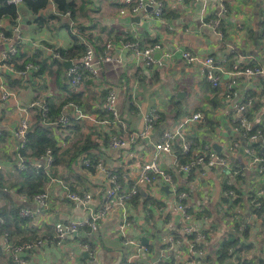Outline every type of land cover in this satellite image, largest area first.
I'll return each instance as SVG.
<instances>
[{
    "label": "crops",
    "instance_id": "1",
    "mask_svg": "<svg viewBox=\"0 0 264 264\" xmlns=\"http://www.w3.org/2000/svg\"><path fill=\"white\" fill-rule=\"evenodd\" d=\"M90 1L93 5H88L86 9L87 12L89 11L88 15L92 22L88 20L89 17L86 19L81 17L78 21L88 28L89 34L99 38L95 47L100 75L98 80L86 82L82 91L75 92L81 94L82 105L79 108L86 117L84 121H87L85 119L95 120L101 116L99 108L103 105L101 106L99 101L101 91L105 88L114 89L117 92L118 108H120L121 115L130 131L141 130L139 128L143 127L144 116L151 108L157 109L162 114H170L173 105H178L180 102L179 105L187 113L198 108L208 111V113L213 110V115H207L215 117L218 122L214 132L209 136L200 133V138L209 141L207 145L211 148L212 144H216L221 155L229 156L232 164H238L243 168L247 163V158L242 151L243 146H239L233 155H229L227 152V147L231 143V135L235 132L229 121L228 112H231V109L237 107L249 95L253 102L247 108L250 119L247 120L249 129L255 127L264 129V78L258 76L237 77L230 99L224 100L225 102H222V105L214 110L213 105L217 101L213 97L211 86L204 80L202 68L187 64L178 53L186 50L200 57L211 56L218 63L220 71H217V74L221 85L228 78L230 62L233 64L246 63L264 70V0H224L229 8V13L221 20L224 32V37L221 40H218L210 30L202 25V6L193 0H184L179 4H174L175 1L170 0L171 3L166 6L171 11L179 13V16L172 20H166L167 26H160L157 22L150 20L140 21L139 24L132 22L133 17L130 16L128 9L114 0ZM53 9L51 7V10ZM18 11L16 26L18 25L20 29L21 43L28 51L33 53L39 49L45 56H48L47 49L50 48L48 46L55 49L69 48L71 41L66 30H56V24L51 26L53 27L51 32L47 28L36 30L32 15L24 9L22 4L18 6ZM9 24L7 18L0 21V26L4 29H9L11 27ZM183 29L188 31L185 32ZM126 32L131 34L133 39L136 38L139 41L144 40L145 37L157 39L168 52H175L174 56L167 62L162 61L160 66L152 69L142 67L132 59L129 52H123L120 61L115 59L112 62H103L100 52L111 40L108 36ZM8 46L7 43L0 41V54ZM2 74L5 73L0 71V77ZM42 80L45 81V88L42 87ZM128 81L129 83H127ZM36 82L38 85L36 92L32 91L31 86L23 89L14 88L12 91L16 93V99L0 104V133L2 135L0 137V162L10 160L11 157L13 159L12 154L16 150V144L12 139V131L21 117L20 108L27 107L33 100L43 101L47 97L64 98L66 96L61 91L55 77L50 78L43 74ZM221 85L216 90L217 98L223 95ZM134 93L139 100L133 99ZM178 95L180 97H177ZM36 97L38 99H34ZM130 102L134 107L132 110L128 109ZM139 115L142 116V122ZM167 116V121L161 129H153L150 138L138 141L133 150L122 160L118 159L119 156L113 150L107 149L106 155L103 157L106 166H126L124 168L128 172L126 178L132 179L139 164L149 161L155 153L153 145L158 142L159 130H168L179 122L171 120L170 115ZM190 131L192 133L191 128ZM69 140H73V134ZM61 142L66 146V143ZM261 146L264 150V140L261 141ZM161 165L165 170H172L171 157H162ZM176 176L180 178L179 175L176 174ZM87 180V185L78 190L91 193L95 199L94 206H98L105 198L109 187L108 183L99 171L94 176H87ZM189 180L185 181L184 185L190 191L193 205H199L210 213L209 219L195 218L194 226L198 229L208 228L213 225L212 218L219 220L218 212L221 211L222 214L232 213L236 223L240 225L241 229L246 230L245 235L240 238L234 248L235 250H231L232 256L228 258V261L231 262L224 261L219 264H264V218L261 219L254 213L250 207V201H248L250 191L261 190L264 192V173L257 172L256 169L248 170L245 181L243 183L236 182V187L241 191L239 203L236 205H231V203L228 206L222 202L221 197L223 178L210 173L208 180H196L195 176ZM49 192L51 199L47 215L28 222V226L38 230L41 236H47V232L52 234V226L56 221L78 220L87 216L86 211L73 209L71 203L65 199L64 189L59 183L50 184ZM261 198L264 211V194ZM17 202L30 210H34L36 206L32 200H24L23 197L17 198ZM2 204L3 202L0 203V205ZM130 211L136 221V227L145 231L147 244L153 246V250L148 255L141 257L139 264H154L160 256L161 244L159 241L164 228H146L142 213L137 205L132 206ZM116 222L117 216L114 215L101 223L95 234L89 235L88 232L82 230L77 236L68 239L63 244L44 245L40 249L26 252L23 254L25 264H91L82 249V245L86 242H90L96 249L97 258L102 264H120L123 255L120 241L116 235ZM218 223L220 228L216 229L213 225L215 232L209 236L208 242L205 243L206 253L211 264L214 261L212 259L217 255L219 245L227 238V233L232 231L235 224L231 219L218 221Z\"/></svg>",
    "mask_w": 264,
    "mask_h": 264
},
{
    "label": "built area",
    "instance_id": "2",
    "mask_svg": "<svg viewBox=\"0 0 264 264\" xmlns=\"http://www.w3.org/2000/svg\"><path fill=\"white\" fill-rule=\"evenodd\" d=\"M119 5L128 9L131 17L139 16L140 21H154L160 26H167L162 19L163 12L170 0H114ZM174 4H179L184 0H173ZM195 3H200L201 22L208 30H210L218 40L223 39L224 32L221 27V20L229 13V8L224 0H193ZM9 5L18 7L22 4L21 0H6ZM151 11H147V8ZM264 12V5H263ZM69 16V14H67ZM0 28H2L0 26ZM264 28V27H263ZM181 29V28H180ZM169 30H172L169 28ZM187 32V29H183ZM78 35L80 43L84 50L79 60H66L71 62V66L66 70V77L71 91L80 92L84 89V85L88 80H98L100 69L96 59V51L94 47L86 40L79 36L78 30H74ZM0 41L7 43L9 46L0 54V71L2 73L11 74L26 80L38 68L33 64H26L20 70L13 66V57L17 55V43H21V35L19 26L12 28V36L5 37L0 33ZM48 55L52 59H60L59 53L55 49L48 48ZM115 52V53H114ZM123 52H129L132 59L144 68H154L160 66L161 62L170 60L174 53L168 52L162 43H156L151 46L142 47L140 41L136 38L133 41L125 42L123 40L108 41L105 44L103 54L101 55L103 62H112L121 59ZM113 53V55H112ZM115 54V57H114ZM160 55V59L156 60L154 56ZM180 58L189 65L199 66L202 68L204 80L211 86L212 89L220 87V79L217 71H220L218 63L211 56L200 57L192 54L189 51H179ZM230 69V68H229ZM241 76H258L264 78V70L259 67L249 68L246 63H234L228 72L227 80L221 85L223 95L226 100L230 99L231 93L235 88L236 78ZM16 99V93L10 90L3 77H0V104L7 103ZM251 100L244 104H239L231 112H228L231 123L237 122L240 127L242 139H247V146H243L242 151L247 158L246 165L242 168L238 164H232L229 156H223L217 153L209 145H205L195 151V157L190 163L179 164L173 153L172 140L180 139L182 153H188L192 148V133L191 125L202 120L200 113H195L185 117L170 129L163 131L158 142L154 143L153 148L155 153L152 158L141 163L138 166L137 172L132 179H129L131 185L121 183L114 173L103 166H98V171L104 176L108 183V191L105 194L103 202L98 206H94V196L89 192H69L66 186L57 179L50 177L49 184L44 192L33 197L32 201L36 204L34 210H30L22 206L20 216L24 219L33 220L34 218H43L50 210V192L49 186L53 183H59L64 189L65 198L71 203L73 209L84 210L87 216L78 220L56 221L53 223V237L43 238L33 243L24 244L21 247L13 248L5 234L2 237V250L6 254H11L14 262L17 264H25L22 252H32L42 248L44 245L63 244L68 239L77 236L80 231L87 230L89 235L95 234L101 223L105 222L114 215L117 216L116 235L121 245V253L124 257L120 264H139L142 256L149 254L148 244H142V239L145 238V231L137 228L136 221L131 214V207L137 205L142 213L143 223L146 228H164L163 235L160 237V256L154 264H206L205 258L208 256L206 250L200 247L206 243L207 237L201 229L193 225L195 217L190 214V210L196 212L199 205L194 206L190 191L185 187V181L192 176L196 180H208L209 174L213 173L223 178L227 176V185L236 187L235 177L240 174L241 177L247 175L248 170L258 169V172L264 173L263 159L252 149L249 144L262 140L263 135L257 131L253 135H247L249 129L247 119L242 115ZM42 108L40 101H32L25 108H20L21 117L17 126L12 131V139L15 143L22 146V142L26 136L28 128L31 124L30 110L33 108ZM104 108L106 116L111 121H105L102 124H112L117 132L121 134L112 135L108 141V147L111 150H124L131 145L136 144L140 140L149 139L152 132L154 122L158 119V110L151 108L144 116L143 128L139 131L128 130L124 118L120 115L118 109L117 92L114 89H109L104 98ZM73 112L77 119L86 118L81 109L73 103H68L63 108L60 118L51 123L52 125L60 124L65 126L69 122L70 114ZM90 122H95L93 119H85ZM1 136V133H0ZM239 148L238 142L230 143L227 147L229 155L236 153ZM171 157L172 166L175 168L177 176L168 173L161 165L162 157ZM84 164H88L86 160ZM35 169L43 168L50 173L53 169L54 158L52 153L47 150L45 155L31 163ZM26 161L19 155L15 156V162L7 160L0 162V172H12L15 168L18 171L25 169ZM234 169V170H233ZM236 170V171H235ZM166 186L168 192L162 190ZM256 197H261L264 192L256 190ZM222 201L232 200L235 198V193L230 190L221 192ZM25 200V198H23ZM252 201V200H251ZM254 201H252L253 203ZM259 207V204H255ZM264 218V216H263ZM2 223V221H1ZM83 251L91 264H102L97 258V251L94 247L85 243L82 245ZM231 253V251H230Z\"/></svg>",
    "mask_w": 264,
    "mask_h": 264
},
{
    "label": "trees",
    "instance_id": "3",
    "mask_svg": "<svg viewBox=\"0 0 264 264\" xmlns=\"http://www.w3.org/2000/svg\"><path fill=\"white\" fill-rule=\"evenodd\" d=\"M24 9L29 12L33 17V24L36 30L47 28L50 32L55 24L57 29H64L68 32L70 36V46L67 49L54 48L59 53L60 59H52L49 55L45 56L42 50H35V52L28 51L22 43H17L16 47L18 53L13 57V66L15 69L20 70L24 65L30 63L38 68L36 72H33L26 80L14 77L11 74L5 73L2 74L7 86L10 90L14 88H27L28 86L32 87V91L36 92V80L46 75L47 77H55L57 84L59 85L61 91L65 93L64 98L56 97H47L40 101L42 108H33L30 110L32 115V122L28 128L22 146L19 143L16 144V150L14 151L13 159L11 161L15 162V156L19 155L22 159L26 161L25 169L18 171L16 168L12 172H0V264H17L14 262L11 254H6L2 250V237L6 234L8 240L11 243L13 248L21 247L24 244L33 243L37 240H42L43 238H52L53 235L51 232H47V236H41L38 233V230L30 228L28 226L29 219H24L20 216L19 212L22 208V205L18 204L17 198L23 197L28 200H32L33 197L37 194L44 192L49 184L50 177L57 178L63 186L67 187L69 192H86L83 190H78L87 185L88 180L87 176H94L98 172V166H103L110 169L114 175L118 178L121 183H127L131 185L130 180L126 178L128 174L124 170L126 166L120 165L117 167H108L103 160V157L106 155L105 152L108 147V141L112 135L121 134L117 132L112 124H102L105 121H111L109 117L106 116V110L104 108V98L108 92V88H105L101 91L100 95V105L103 107L99 108L101 116L96 118L95 122L84 121V119H77L73 112H69L70 118L68 124L62 126L60 124L52 125L51 123L56 122L62 115L63 108L67 106L68 103H73L78 107H81L82 102L80 101L81 94H77L70 90L66 70L64 68V62L66 60H79L82 56L84 47L80 43L79 37L74 33V30H78L79 36L86 38V40L94 47L96 50V43L99 41V38L93 37L87 32L88 28L79 23L78 19L83 17H89L86 7L91 4L90 0H21ZM51 7L54 8L51 10ZM69 14V16H67ZM19 11L18 7L14 5H9L6 3V0H0V21L4 18L9 19V29L0 28V33L5 37L12 36V28L16 26V20L18 18ZM179 16V13L171 11L168 6H166L162 19L172 20ZM90 22V17L88 18ZM108 38H111L112 41L123 40L125 42L133 41V37L129 33H121L119 35H110ZM159 43L157 39H151L150 37H145L144 40L140 41L142 47L151 46L153 44ZM24 49V50H22ZM104 50V49H103ZM100 52L101 54H103ZM97 53V52H96ZM233 63L230 62V69ZM249 68H255L253 65H248ZM151 69V68H147ZM34 78V79H33ZM33 79V80H32ZM93 80H88L91 82ZM129 83V81L127 82ZM42 87L45 88V81L42 80ZM220 88V87H219ZM217 89H212L211 92L214 93V99L217 101L213 105V109L216 110L222 105V102H225L224 95L220 98L216 93ZM233 92V91H232ZM38 99V97L34 98ZM128 102L130 101L127 94ZM252 97L247 95L245 99L240 103L244 104L248 100H251ZM35 101V100H33ZM180 104V102H178ZM253 102H251L252 104ZM173 105V110L170 114H161L158 112V119L154 122L153 129H161L167 121V115H170V119L173 121H181L185 117L191 116L195 113H200L202 115V120H198L191 125L192 130V148L188 153H182V147L180 139L174 138L172 140L173 153L179 164L190 163L195 157V151L199 148L204 147L209 143L207 140L200 138L199 134L204 133L206 135H211L214 132L216 124L218 123L213 116H208L207 114H214L213 110L204 111L201 108L194 109L191 113H187L180 105ZM128 109H134L133 104L130 102ZM120 111V108H118ZM248 110L246 109L242 112V115L247 119ZM121 115V112H120ZM122 116V115H121ZM226 118L228 117L225 116ZM229 121L231 122L230 118ZM234 134L231 135V143L238 142L239 146H247V139H242L241 131L239 124L237 122L232 123ZM166 129L159 130V136L162 135L163 131ZM261 132L264 138V129H259V127L250 128L247 130L248 137L253 135L255 132ZM66 132V133H65ZM73 134V140L70 141V136ZM2 136V135H1ZM0 136V137H1ZM257 140L248 145V147L254 150L262 159L264 165V150H262L261 141ZM66 143V146L61 142ZM136 144L131 145L129 148L124 150H116L113 152L117 153L118 159L122 160L125 155L129 154L133 150ZM49 150L54 158L53 169L50 173L43 168L35 169L32 167L31 163L39 158L43 157L46 151ZM88 161V164H84L85 161ZM129 165V164H128ZM173 170V171H172ZM167 169L168 173L176 176L175 168ZM234 170V169H233ZM236 171V170H235ZM259 170L257 169V172ZM247 178V175L241 177L238 174L235 177L236 182L243 183ZM191 179V177L189 178ZM188 179V181H190ZM227 176L223 175V181L221 183V190L223 192H228L232 190L235 193V198L228 201L223 200L227 206L236 205L240 201L241 191L240 188L231 187L227 185ZM189 191V190H188ZM255 191H250L248 193V201H250V207L254 213L259 217L263 218L264 211L262 206V196L256 197ZM66 199V198H65ZM67 200V199H66ZM254 201L252 203V201ZM68 201V200H67ZM103 202V199L101 203ZM100 203V204H101ZM258 203L259 207H256L255 204ZM190 214L193 215L196 219L206 218L209 219L210 213L207 209L202 208L201 206L196 212L190 210ZM225 212L223 215H227ZM2 221V223H1ZM213 224V223H212ZM202 232L207 237L206 242L209 240V236L215 232V227L213 225L208 228L202 229ZM53 231V229H52ZM84 231L88 232L84 229ZM246 230L241 229L238 223H235L232 231L227 233V238L221 242L219 248L216 252V256L212 259V264H219L225 260H228L232 256L230 253L231 250L239 243V240L242 236L245 235ZM91 244L90 242H86ZM92 245V244H91ZM149 251L153 250L152 245H148ZM202 250H206V246L202 245L200 247ZM26 253V252H22ZM23 256V260H24ZM124 257H122V260ZM25 261V260H24ZM204 263L211 264L209 257L207 256L204 260ZM162 264V263H159ZM169 264V262H165ZM262 264V263H261Z\"/></svg>",
    "mask_w": 264,
    "mask_h": 264
},
{
    "label": "water",
    "instance_id": "4",
    "mask_svg": "<svg viewBox=\"0 0 264 264\" xmlns=\"http://www.w3.org/2000/svg\"><path fill=\"white\" fill-rule=\"evenodd\" d=\"M147 11L148 12L151 11V8L150 7L147 8ZM131 21L139 24L140 23V17L139 16H135V17H133L131 19ZM154 58L156 60H159L160 59V55L159 54H156L154 56ZM70 66H71V62H69V61H67V62L65 61L64 62V68H65V70H67ZM177 97H180V96L178 95ZM212 149L215 150L217 153L220 152V149L218 148V146L216 144H212ZM162 190L165 191V192H168V189H167L166 186L162 187ZM142 244H145V245L147 244V240L145 238L142 239ZM84 254H85V257H87L86 253H84Z\"/></svg>",
    "mask_w": 264,
    "mask_h": 264
},
{
    "label": "rangeland",
    "instance_id": "5",
    "mask_svg": "<svg viewBox=\"0 0 264 264\" xmlns=\"http://www.w3.org/2000/svg\"><path fill=\"white\" fill-rule=\"evenodd\" d=\"M133 99L134 100H139V98H137L136 96H135V93H134V95H133ZM162 114V113H161ZM139 118H140V120H141V122H142V116H138ZM143 125V124H142ZM143 127L141 126V128H139V129H142ZM2 172H4V171H2ZM218 217H219V220H214V218H212L213 219V225L216 227V229H219L220 228V225H219V223H218V221H227L228 219H231V221H233V223H236V221L234 220V215L232 214V213H228L227 215H223L222 214V212L221 211H219L218 212ZM225 261H228V260H225ZM224 262V261H223ZM223 262H221V263H223ZM231 261H228V262H226V263H230Z\"/></svg>",
    "mask_w": 264,
    "mask_h": 264
},
{
    "label": "bare ground",
    "instance_id": "6",
    "mask_svg": "<svg viewBox=\"0 0 264 264\" xmlns=\"http://www.w3.org/2000/svg\"><path fill=\"white\" fill-rule=\"evenodd\" d=\"M147 245V244H146Z\"/></svg>",
    "mask_w": 264,
    "mask_h": 264
}]
</instances>
